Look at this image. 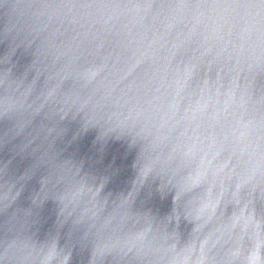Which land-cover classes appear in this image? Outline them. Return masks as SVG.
Here are the masks:
<instances>
[{
    "label": "water",
    "instance_id": "water-1",
    "mask_svg": "<svg viewBox=\"0 0 264 264\" xmlns=\"http://www.w3.org/2000/svg\"><path fill=\"white\" fill-rule=\"evenodd\" d=\"M0 264H264L262 0H0Z\"/></svg>",
    "mask_w": 264,
    "mask_h": 264
},
{
    "label": "snow or ice",
    "instance_id": "snow-or-ice-1",
    "mask_svg": "<svg viewBox=\"0 0 264 264\" xmlns=\"http://www.w3.org/2000/svg\"><path fill=\"white\" fill-rule=\"evenodd\" d=\"M262 3H264V0H262Z\"/></svg>",
    "mask_w": 264,
    "mask_h": 264
}]
</instances>
